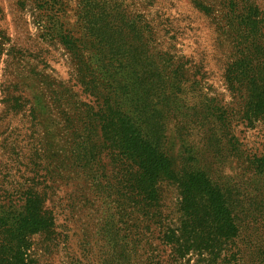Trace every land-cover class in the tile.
Instances as JSON below:
<instances>
[{"label":"rangeland","instance_id":"rangeland-1","mask_svg":"<svg viewBox=\"0 0 264 264\" xmlns=\"http://www.w3.org/2000/svg\"><path fill=\"white\" fill-rule=\"evenodd\" d=\"M64 1L57 20L66 28L89 18L99 40L93 53L103 48L118 67L104 77L97 72L99 82L117 91L177 175L203 172L223 192L246 264H264V172L255 167L264 158V119L244 121L245 91L235 94L226 81L234 34L225 22L231 10L258 11L264 18V0ZM42 11L34 0H0V207L19 205L38 162L50 166L57 178L56 234L33 237L31 258L36 264H85L90 254V264H112L106 229L114 210L97 196L90 166L74 164L62 115L73 67L49 35L53 24ZM150 53L154 63L147 61ZM169 56L178 68L164 88L166 71L159 68ZM163 91L170 99H160ZM164 200L176 212V188L165 189Z\"/></svg>","mask_w":264,"mask_h":264},{"label":"trees","instance_id":"trees-1","mask_svg":"<svg viewBox=\"0 0 264 264\" xmlns=\"http://www.w3.org/2000/svg\"><path fill=\"white\" fill-rule=\"evenodd\" d=\"M35 1L52 21L49 35L66 49L73 67V83L67 81L72 88H65L62 115L75 147L74 164L81 168L80 161H84L90 166L93 181L98 183L97 196L108 200L114 210L106 229L112 264L250 262L242 252L240 230L223 192L203 172L177 175L170 158L120 104L117 91L99 82L118 67L103 48L98 55L93 53L99 41L93 34V22L83 15L75 26L65 28L57 20L59 13L65 12L64 0ZM225 22L234 34V61L226 71V81L235 94L245 91L243 120L264 119V18L258 11L231 10ZM147 55V61L154 63L152 54ZM175 60L169 56L159 68L160 74L166 71L164 88L174 80ZM99 71L103 77L96 74ZM167 91L160 99H170ZM103 160H108L111 176ZM255 167L264 172V158ZM31 174L19 205L0 207V264H36L30 254L32 238L44 235L51 239L56 234V175L50 166L39 162ZM170 186L179 196L176 212L168 209L164 200ZM68 199H73L72 193ZM89 257L87 254L85 264H90Z\"/></svg>","mask_w":264,"mask_h":264}]
</instances>
